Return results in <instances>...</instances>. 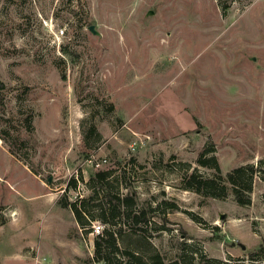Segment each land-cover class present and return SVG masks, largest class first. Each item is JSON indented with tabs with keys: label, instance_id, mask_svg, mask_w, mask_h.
<instances>
[{
	"label": "rangeland",
	"instance_id": "1",
	"mask_svg": "<svg viewBox=\"0 0 264 264\" xmlns=\"http://www.w3.org/2000/svg\"><path fill=\"white\" fill-rule=\"evenodd\" d=\"M202 157L254 166L251 203L186 190L226 183ZM103 171L157 207L138 234L117 220L120 248L264 264V0H0V264H104L109 226L59 202Z\"/></svg>",
	"mask_w": 264,
	"mask_h": 264
},
{
	"label": "trees",
	"instance_id": "2",
	"mask_svg": "<svg viewBox=\"0 0 264 264\" xmlns=\"http://www.w3.org/2000/svg\"><path fill=\"white\" fill-rule=\"evenodd\" d=\"M65 78V76H63ZM31 121L28 123V129L31 130ZM92 131H96L95 128ZM10 152L13 156L15 151L10 148ZM198 164L201 166H213L219 174V178L226 183L219 185L216 179L204 178L196 172H192L189 175L182 177V183L186 190H191L199 193L205 197H213L216 199H223L226 197L228 188H231V192L240 206H247L251 203V191L253 175L256 173L254 166L250 165L245 168L240 167L234 171L225 175V179L222 178L219 165L215 157L204 159L203 157L198 159ZM249 177V180L244 181ZM112 174L110 171H103L95 174L90 178V186L92 189V195L80 203H69L64 199H60L59 202L63 207L70 208L77 220V223L85 228L88 222L86 221L87 214L91 215L92 209L98 211V215L93 216L91 221L99 220L109 228L104 229L102 235L99 234L94 241V257L93 261L104 264H228L218 260H211L200 253L199 257L191 255L190 257L180 253L174 260H168L166 255L161 253H152L148 257H144L141 253L127 249L120 248L118 243V232L115 228L120 225L117 220H124V224L128 229L134 233H139L143 230L144 226L150 221V214L157 211V207L139 208L136 203V195L129 194L124 197L111 194L109 188L111 186ZM77 179H72L67 185V189L76 188ZM100 201L98 203H95ZM94 202V205H88L87 203ZM105 202V204H102ZM86 204V205H85ZM119 224V225H118ZM185 244V243H183ZM258 251L264 252V245L258 248ZM257 251V252H258ZM257 252L251 253L252 256Z\"/></svg>",
	"mask_w": 264,
	"mask_h": 264
},
{
	"label": "built area",
	"instance_id": "3",
	"mask_svg": "<svg viewBox=\"0 0 264 264\" xmlns=\"http://www.w3.org/2000/svg\"><path fill=\"white\" fill-rule=\"evenodd\" d=\"M100 228H101L100 225L95 226V233H96V234H100V233H101Z\"/></svg>",
	"mask_w": 264,
	"mask_h": 264
}]
</instances>
